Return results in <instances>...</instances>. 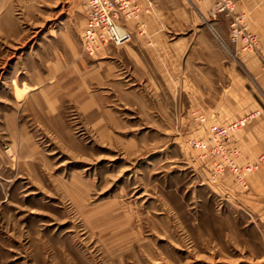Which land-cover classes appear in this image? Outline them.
<instances>
[{"label":"rangeland","instance_id":"374dc122","mask_svg":"<svg viewBox=\"0 0 264 264\" xmlns=\"http://www.w3.org/2000/svg\"><path fill=\"white\" fill-rule=\"evenodd\" d=\"M85 15L82 0H0V264H264L263 226L190 142L215 124L186 123L179 81L153 91L131 48L84 52ZM218 16L228 57L248 51Z\"/></svg>","mask_w":264,"mask_h":264},{"label":"crops","instance_id":"0c3cea01","mask_svg":"<svg viewBox=\"0 0 264 264\" xmlns=\"http://www.w3.org/2000/svg\"><path fill=\"white\" fill-rule=\"evenodd\" d=\"M154 1L155 12L144 16L146 34H135L130 42L117 46L132 49L129 57L136 61L137 75H143L153 91L160 90V77L168 76L170 84L179 81L186 98L185 122L192 124L194 114H203L205 134L207 131L209 134L210 124L223 125L248 117L242 127L231 133L229 146L238 149L235 157L239 164L256 162L264 153V112L255 114L264 110V72L259 57L249 51H238L228 57L219 39L229 34V27L222 23L221 17L210 16L211 0ZM235 2L236 11L244 15L248 28L260 35L264 47V0ZM212 19L217 29L212 24L213 29L203 26L205 20ZM164 23L190 31L186 36L167 39L159 30ZM107 59L105 66L112 67V60ZM121 90L123 96L128 94ZM73 92L76 94V81ZM51 108L49 114L55 113L54 107ZM210 159L206 158L205 169L211 171ZM213 185L219 194L241 205L264 228V162L246 176L244 183L223 172Z\"/></svg>","mask_w":264,"mask_h":264},{"label":"built area","instance_id":"2783aa9c","mask_svg":"<svg viewBox=\"0 0 264 264\" xmlns=\"http://www.w3.org/2000/svg\"><path fill=\"white\" fill-rule=\"evenodd\" d=\"M85 5V25L81 36L82 49L91 54L101 48L113 44L122 45L130 42L135 34L146 32L145 15L155 12L154 0H82ZM210 14L217 17L225 14L230 17V41L238 48L256 53L264 69V48L260 36L250 30L244 15L236 11L235 0H211ZM258 111L255 114H261ZM201 121L206 117L199 114ZM248 117L223 125L211 126V137L205 139H191L194 147L208 149L213 158L215 175L223 172L231 173L239 182H245L246 176L259 168L264 162V153L256 162L239 164L236 161L238 149L229 146L230 135L242 127ZM209 142L213 144L209 147Z\"/></svg>","mask_w":264,"mask_h":264}]
</instances>
